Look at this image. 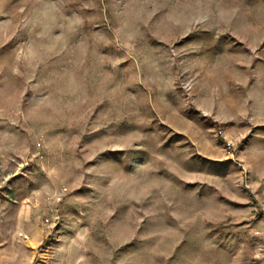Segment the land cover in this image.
Returning <instances> with one entry per match:
<instances>
[{
  "label": "rangeland",
  "instance_id": "rangeland-1",
  "mask_svg": "<svg viewBox=\"0 0 264 264\" xmlns=\"http://www.w3.org/2000/svg\"><path fill=\"white\" fill-rule=\"evenodd\" d=\"M0 264H264V0H0Z\"/></svg>",
  "mask_w": 264,
  "mask_h": 264
},
{
  "label": "built area",
  "instance_id": "built-area-1",
  "mask_svg": "<svg viewBox=\"0 0 264 264\" xmlns=\"http://www.w3.org/2000/svg\"><path fill=\"white\" fill-rule=\"evenodd\" d=\"M58 201H61V197H59ZM46 224H50L48 220L45 221Z\"/></svg>",
  "mask_w": 264,
  "mask_h": 264
}]
</instances>
